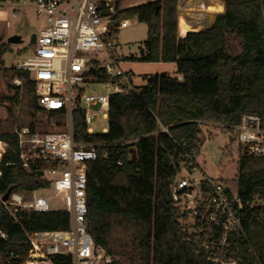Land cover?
<instances>
[{"label": "trees", "instance_id": "1", "mask_svg": "<svg viewBox=\"0 0 264 264\" xmlns=\"http://www.w3.org/2000/svg\"><path fill=\"white\" fill-rule=\"evenodd\" d=\"M223 1L224 11L208 28L183 37L178 34V0H152L119 10L118 18L136 16L147 25L138 60L174 63L176 74L155 73L132 92L112 94L106 133L89 135L83 113L74 114L75 139L98 145V156L88 167V230L95 243L124 264L121 235L132 239L143 264H216L196 253L188 241L185 213L173 201L170 187L176 176L171 156L180 150L198 151L201 123L225 125L222 128L232 134L243 113H254L264 127V0ZM121 2H115L117 10ZM230 37L239 43V52L233 51ZM7 46L0 44V61ZM4 70L11 78L26 79L35 90L27 73ZM86 78L101 82L110 77L104 69L92 68ZM14 88L10 100L16 103L21 86ZM0 141L5 144L0 157V230L7 235L0 239V264H10L8 260L27 256L28 233L67 229L69 215L64 210H18L15 221L2 201L7 190L28 195L48 184L22 166L19 135L2 131L1 122ZM236 177L244 202L254 197L264 201V157L241 153ZM243 222L246 236L234 238L238 264H259L264 261V221L246 212Z\"/></svg>", "mask_w": 264, "mask_h": 264}, {"label": "built area", "instance_id": "2", "mask_svg": "<svg viewBox=\"0 0 264 264\" xmlns=\"http://www.w3.org/2000/svg\"><path fill=\"white\" fill-rule=\"evenodd\" d=\"M4 4L12 7L14 17L18 16L20 6L29 5L35 8L38 16L47 19V26L36 35L34 55L13 68L27 73L34 84L37 111H61L65 118L61 130L41 132L35 127L23 135L18 134L22 166L49 187L53 185L56 192L50 196H31L30 200H25L22 193L12 192L4 204L15 221H18V210H64L69 215L67 229L28 233L30 248L27 256L20 261L15 257L13 262L12 259L8 262L124 264L120 257L95 243L88 230V167L98 156V145L75 139L74 114L81 111L87 133L98 134L91 125L100 116L108 119L110 96L135 90L132 72L122 69L117 58L116 33L128 27L129 20H118V11L111 0L0 2V6ZM92 68L104 69L109 80H87L86 73ZM11 82L22 86L26 79L15 76ZM98 84L105 85L110 92L103 94L90 90V86ZM107 131L108 126L101 133ZM229 135L239 142L241 153L264 157V127L259 115L243 113ZM196 154V150H180L171 156L176 176L170 191L175 204L185 213L183 229L196 253L216 264H238L241 257L234 238L246 236L243 222L246 212L253 219L264 221V201L254 197L244 202L238 190L233 192L221 178L208 176L200 170ZM53 198H59L63 207H51ZM5 238L6 233L0 230V239ZM249 250H253L251 244Z\"/></svg>", "mask_w": 264, "mask_h": 264}, {"label": "rangeland", "instance_id": "3", "mask_svg": "<svg viewBox=\"0 0 264 264\" xmlns=\"http://www.w3.org/2000/svg\"><path fill=\"white\" fill-rule=\"evenodd\" d=\"M149 1L152 0H122L121 5L131 7ZM220 11L221 8L213 9L210 11V16L213 18ZM13 13L10 5L0 6V44L6 43L8 45L3 53L2 61H0V68H2L0 95L3 98V105L0 107L1 130L23 135L26 131H30L33 124L41 132L61 130L64 128L65 118L63 116L49 117L47 113L37 111L35 109V92L28 84L25 83L21 86V94L16 103L10 100L16 89L11 82V72H6L4 68L21 64L28 57L34 55L35 46L30 41L31 36L33 34L37 35L41 29L47 26V19L44 16H38L32 6H20L17 17H14ZM125 18L129 20V26L120 29L116 33L117 58L122 69L132 70L134 85H143L145 77L155 73L176 74L171 64L160 65L138 60L141 56V50L145 48L147 25L139 22L136 16L119 17L118 20ZM208 19L202 17L201 20L197 19L196 22L206 24L209 22ZM208 25L209 23L205 27ZM205 27L195 31L205 29ZM16 36L20 37V42H9L11 37ZM230 40L233 51L237 52L239 43L233 40L232 37H230ZM133 56L135 58H132ZM90 90L103 94L110 92L109 88L101 84L90 86ZM91 126L96 133H101L103 128L108 126V119L100 116ZM4 150L5 144L0 141V157ZM240 154L239 142L235 138L229 139V134L222 127L208 123L200 124L198 151L195 156L196 163L200 170L208 176L221 178L233 192L238 190L236 176ZM47 187L35 190L28 195L23 194L25 200H30L31 196H50L56 192L53 185ZM51 207L60 209L63 207V203L59 198H53ZM118 240L124 251L121 256L126 264L130 263V258H132L133 264H143L140 259V251L130 237L121 235Z\"/></svg>", "mask_w": 264, "mask_h": 264}, {"label": "crops", "instance_id": "4", "mask_svg": "<svg viewBox=\"0 0 264 264\" xmlns=\"http://www.w3.org/2000/svg\"><path fill=\"white\" fill-rule=\"evenodd\" d=\"M112 1V0H111ZM117 0L115 1H112V2H116ZM221 4V11L220 12H223L224 11V1L223 0H218ZM213 2L214 0H178V34L179 36L183 37L185 36L188 32H191V31H195L196 29H201L203 27H205V25H207L209 23V25L205 28H208L213 22H214V19H215V16H210V11L213 10V9H216L214 6H213ZM123 2H121L122 4ZM120 4V8L119 10L121 9H124V8H128V7H124L123 5ZM132 7V6H131ZM218 8V9H219ZM117 10V11H119ZM184 13L186 15V17L188 18V30L185 34H182L180 33V13ZM201 17V18H200ZM202 17L205 19H208V23H201V22H196L197 19H202ZM150 63H157V64H160V65H167V64H171L172 65V68L175 69V72H176V67H175V64L174 63H171V62H150ZM128 71H131L132 70H128ZM175 75V74H174Z\"/></svg>", "mask_w": 264, "mask_h": 264}, {"label": "bare ground", "instance_id": "5", "mask_svg": "<svg viewBox=\"0 0 264 264\" xmlns=\"http://www.w3.org/2000/svg\"><path fill=\"white\" fill-rule=\"evenodd\" d=\"M213 6L215 8H219V7H221V4H220V2L218 0H214ZM179 20H180V23H179V25H180V33L185 34L187 32L188 28H189V26H188V18L186 17V15L184 13L181 12Z\"/></svg>", "mask_w": 264, "mask_h": 264}, {"label": "water", "instance_id": "6", "mask_svg": "<svg viewBox=\"0 0 264 264\" xmlns=\"http://www.w3.org/2000/svg\"><path fill=\"white\" fill-rule=\"evenodd\" d=\"M35 39H36V35L35 34H33L32 36H31V43L32 44H34L35 43ZM21 41V39H20V37H18V36H16V37H11L10 39H9V42H20ZM229 139H232V136L231 135H229ZM12 188H9L8 190H7V192L3 195V197H2V201L3 202H5V201H7L8 200V198H9V196L11 195V193H12Z\"/></svg>", "mask_w": 264, "mask_h": 264}]
</instances>
